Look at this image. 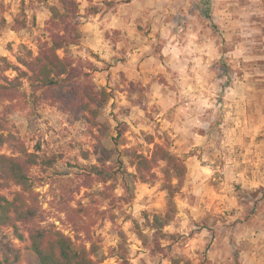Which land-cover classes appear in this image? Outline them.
I'll return each mask as SVG.
<instances>
[{
	"label": "rangeland",
	"instance_id": "obj_1",
	"mask_svg": "<svg viewBox=\"0 0 264 264\" xmlns=\"http://www.w3.org/2000/svg\"><path fill=\"white\" fill-rule=\"evenodd\" d=\"M95 1L77 0V15L65 19L82 36L57 52L110 93L100 111L107 132L87 113L41 91L33 96L24 80L25 96L0 102L9 135L0 154L12 155L19 142L39 154L33 191L22 197L40 207L42 225L94 245L101 264H264V0H144L128 37L107 32L109 51L84 39ZM52 6L66 13L60 0H0V56L19 64V52L34 57L53 32L62 34L65 21L51 23ZM118 129V151L103 164L98 136L114 148ZM156 143L187 164L165 225L154 220L168 206L162 168L143 182L125 154L151 157ZM4 186L11 198L21 191L12 181ZM1 242L20 248V264H29L27 242L12 228L0 229Z\"/></svg>",
	"mask_w": 264,
	"mask_h": 264
},
{
	"label": "trees",
	"instance_id": "obj_2",
	"mask_svg": "<svg viewBox=\"0 0 264 264\" xmlns=\"http://www.w3.org/2000/svg\"><path fill=\"white\" fill-rule=\"evenodd\" d=\"M60 1L66 13H62L57 6H52L51 23L56 25V21L63 18L64 32H53L49 41L39 44L38 55L34 57L33 52L23 45L22 48L25 47L27 51L19 52L16 58L25 68L11 62L6 56H0V102L25 96L21 88L26 80L31 84L33 96H37L36 93L41 91L43 96L63 102L65 110L87 113L88 121L101 133L106 134L109 124L101 118L100 111L108 101L110 93L105 88L96 89L86 77L83 78L81 69L74 65L71 59L62 58L57 52L61 48L67 49L70 45L78 44L82 36L79 28L76 25L69 28L65 19L71 14L77 15L79 3L77 0ZM7 70H14L16 76H7ZM61 89H66L67 93L63 94ZM3 121L5 118H0V146L6 143L9 137L2 132ZM121 134L122 131L118 129V135L112 138L116 144L114 148H109L98 136L95 153L101 163L106 164L114 152L118 151L117 141ZM14 151L12 155L0 154V229L10 227L21 242H27V250L32 258L29 264H101L102 260L97 258L94 245L90 249L77 245L60 230L41 224L40 207L32 199L22 197V194H31L33 191L30 169L39 163V154L29 151L21 142L15 146ZM125 154L136 166V175L143 182L156 179L158 175L153 169L162 168L163 187L168 192V206L163 213H156L154 220L159 225L169 224L176 211L174 197L187 174L186 159L159 143L155 144L151 157L130 150H126ZM91 170L104 175L103 168L96 164ZM8 181L21 186V191L12 198L2 192L4 183ZM1 243L0 264H20V248L10 243Z\"/></svg>",
	"mask_w": 264,
	"mask_h": 264
},
{
	"label": "crops",
	"instance_id": "obj_3",
	"mask_svg": "<svg viewBox=\"0 0 264 264\" xmlns=\"http://www.w3.org/2000/svg\"><path fill=\"white\" fill-rule=\"evenodd\" d=\"M95 3L100 4V7L89 15L84 25V39L95 51L109 49L111 40L107 32L112 34L117 31L119 35L128 37L126 31L130 19L136 15L139 17L140 11L146 6L144 0H100Z\"/></svg>",
	"mask_w": 264,
	"mask_h": 264
}]
</instances>
